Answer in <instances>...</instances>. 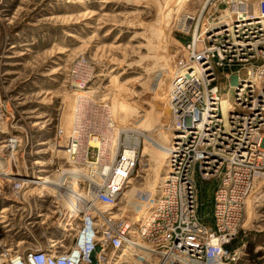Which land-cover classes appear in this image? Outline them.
I'll return each instance as SVG.
<instances>
[{"label": "rangeland", "instance_id": "374dc122", "mask_svg": "<svg viewBox=\"0 0 264 264\" xmlns=\"http://www.w3.org/2000/svg\"><path fill=\"white\" fill-rule=\"evenodd\" d=\"M260 12L264 15L262 3L255 0H0V251L26 254L51 242L62 250L71 246L83 216L81 211L74 229L62 230L75 208L68 195L72 187L86 194V202L77 203L81 210L89 203L95 219L115 214L117 227L138 222L157 196L169 139L200 116L204 98L214 100L217 94L232 112L252 116L236 90L264 71V45L233 56L226 38L208 40L202 28L210 32L236 22L237 14L239 19ZM199 59L210 76L187 93L196 105L182 112L171 81ZM83 65L88 70L78 78ZM78 96L87 110L84 132L96 128L103 137L117 135L124 142L126 160L118 173L126 181L111 204L90 198L108 174L100 161L93 164L97 144L85 143L89 149L80 159L68 152ZM260 103L252 143L264 154ZM95 165L100 169L94 172ZM257 172L245 197L243 239L237 245L246 254L239 264H264V156ZM38 177L50 183L33 184ZM195 179L197 217L210 228L218 179L202 180L197 172ZM14 182L24 183L15 200Z\"/></svg>", "mask_w": 264, "mask_h": 264}, {"label": "built area", "instance_id": "2783aa9c", "mask_svg": "<svg viewBox=\"0 0 264 264\" xmlns=\"http://www.w3.org/2000/svg\"><path fill=\"white\" fill-rule=\"evenodd\" d=\"M255 2L262 3V9H264V0H255ZM260 14L264 16L260 12L257 17ZM238 16L237 14L234 21L238 20ZM242 17L247 18L245 14H242ZM261 27L262 23L242 27H237L236 23L232 25L237 41L250 42L259 38L263 39L264 33L261 34L262 32L259 31ZM226 35L228 32L215 37L220 38ZM253 52L242 51L240 54H232L245 56ZM85 67L83 65L82 73L76 77H83L82 74L88 70ZM198 82L201 81L192 80L191 84L186 83V80L183 81L185 87L179 88L182 92L181 101L188 98L187 93L195 91V84ZM240 83L236 90L237 94L241 91L243 83L248 85L247 82ZM254 90L256 89L246 88L244 96L236 94L237 100H241L240 104L252 113L251 101L258 94L256 92V95H253ZM247 93H250V96H246ZM82 97L85 98L84 95ZM80 98L78 96V101ZM213 98L214 100L204 98V108L200 116L195 117L186 128L191 127L195 123L194 120L201 119L202 123L206 124L205 129L201 127L195 134L186 132L184 138L177 140L180 151L174 153L175 156L172 157V160H175L173 161L175 163H171L174 168H170V173L158 186L157 196L149 204L154 203L151 216L153 215L155 219H148V227L147 215L138 221L135 231L136 236L141 240V245L132 248L129 251L130 255H126L124 259H118L120 256L118 251L122 243L118 231L108 221L107 215L101 216L102 218L98 215L99 219H95L88 212L89 204L87 203L82 208L83 216L76 228L74 234L76 241L73 245L62 250L60 244L54 245L52 244L54 242H51L44 248L29 251L26 254L23 251L13 252L10 248H4L0 251V264H239L246 254L245 247H240V243L237 245L238 239H243L240 236V230L243 226L245 197L264 154L257 151L252 143L255 123L252 126H240L235 118L246 116L232 112V109L226 116L227 122L220 120L221 110L217 108L215 94ZM211 103H215L213 107L217 109L215 116L208 123L207 116L202 114L212 107ZM195 105L196 99L186 109L192 110ZM84 110L82 108L79 111L81 114L79 113L74 123V133L72 132L74 136L68 146L69 152L78 156L77 159L87 154L89 147L85 146V143L90 141L102 143L108 137H103L104 134L101 135L98 130H95L96 128L90 130L88 134L84 132V124L88 122ZM123 143L120 141L112 154L108 150L101 152L96 145V158L98 159L100 153V166L107 169L108 173L105 180L98 185L99 190L96 195L92 193L90 197L98 203L104 205L114 203L126 181H122L125 176L118 173L121 163L126 160V149L123 148ZM136 159L137 154L131 165V172ZM196 172L202 180L218 179L213 191V224L210 228L203 226L197 217ZM23 184V182L12 184L14 200L20 194ZM133 257H136L137 261H133Z\"/></svg>", "mask_w": 264, "mask_h": 264}, {"label": "bare ground", "instance_id": "6f19581e", "mask_svg": "<svg viewBox=\"0 0 264 264\" xmlns=\"http://www.w3.org/2000/svg\"><path fill=\"white\" fill-rule=\"evenodd\" d=\"M175 5H177V3ZM241 17H239V19L237 20L238 22L237 21L233 22V23L237 24V27H242L243 25H249L250 26L253 24H257V23H262V27L259 29V31L262 32L261 34L264 33V16H262V14H260L259 17H252V18H246V19H243ZM233 23H231V21H230L227 25H224V26L218 25L216 29H214L210 32H206L204 30V28H202V31L204 33L203 37H205L206 39L209 40L212 37L219 36V35L223 34L224 32H228V35L224 36V38H226L225 46L227 49L233 50L236 54H240L242 51L250 52L251 50H255L257 45H264V39H261V38L257 39L254 42L245 41V40L237 41V39L234 37L235 31L232 28ZM189 46H191V44ZM186 50H189V49H186ZM208 68L209 67L206 65V63L203 60H200L198 62L193 63L192 65L184 66V68H182L179 72H177V75L173 77V80L171 81V86H172L171 88L173 89L172 91L176 95L175 98L178 100L176 102L178 104V109L182 110V112H184V109H186L189 104H191L193 101H195L194 97L191 98V101H189L188 98L186 100H183V101L180 100V98L182 96L181 95L182 92L179 88L182 89L185 87V84H183V81L186 80V83H190V82H192V80H197V81L204 80L205 78L210 76V75H208L209 73L207 74ZM79 71H80V69H79ZM205 75H208V76H205ZM252 77L254 79V81H252V84L247 85L246 83H243L241 85L242 89L237 95L238 96H244L246 93V88L259 89L262 87V89H261L262 91H260V93L257 94V96L254 97L253 100L251 101V106L253 108L252 118H250V117L240 118L239 116H237L235 118L236 121H239V125L242 127L252 126L257 121L256 116H258V114H261V113H259V109H261V107H262L261 104H263L260 102L264 101V85H263L264 71H260V73L252 75ZM215 96L217 97V105H218L217 108L221 110V119L220 120L227 122L226 116H227L228 112L230 111V109H232L233 107L230 106L225 99L219 97L217 94H215ZM77 101H78V98H77ZM84 104L85 103H84L83 99H81V98L79 99L78 103L76 102L74 112H73L74 117L72 119V127H70V134H72L74 122L77 121L76 119H78L77 116H79V113L81 114V112H79V111L82 110ZM210 105L212 107H209L208 108L209 110L202 114V116H207L206 118H207L208 123L211 121V118H213L215 116V110L217 109L216 107H213V105H215V103H211ZM216 117H217V115H216ZM237 119H239V120H237ZM194 121H195V123L191 127H189L188 129H186V131H177L174 134V136L172 135L173 137H171L169 139L170 141L168 142V144H169L168 153H167V157H166L164 168H163L164 174L160 178V183H162V181L167 177L168 173H170V171H171L170 168H174L171 165V163H175V162H173L175 160H172V157L175 156L174 153H178L180 151V148L177 146L179 143L177 140L184 138L186 132L190 133V134H195L199 131V129L201 127L203 129H205L206 124H203L202 123L203 121H201V119H196ZM92 142L96 143L97 146L100 147L101 152H104V151H107L108 149H110V150L113 149L118 144L119 137L117 135H113L112 137H109V139L107 137V140L105 142H102V143L99 142L98 143V141H90V143H92ZM169 147H170V149H169ZM69 148L70 147H68V152L70 151ZM72 149H74V147H72ZM100 158H101V154L99 153V158L93 164H98L100 161ZM95 169L97 171L100 168L95 165L94 167H92V170L95 172ZM2 170L3 169H0V174L3 172ZM101 170L105 171V168H102ZM258 173L259 172L256 171L255 174L258 175ZM254 182H255V180H254ZM32 183L35 185H45L46 183H50V181L43 179L42 177H38V178L34 179ZM68 195L70 196V200H69L70 206L72 203L75 202V208L73 210V215L71 214V216L68 219H66L65 223L61 222L62 224H60V226L62 227V230L65 232L74 229L75 224L77 223V220L80 218V213L82 210H81V207L78 205L77 202L79 201L80 203H82V202H84V200L86 202V198H85L86 194L83 195L81 190L76 189V187H72V188L68 189ZM250 199H251V197L248 196L247 201ZM91 200H93V199H91ZM249 203H250V201H249ZM153 206H154V203L149 205L147 208L143 209L142 212H140V216L138 217L137 221H139L142 217H145L147 215V221H148L147 227H148V223H149L148 219H150V218L155 219L153 217V215L151 216V213L153 211ZM91 208H94L98 214L102 213V210H100L96 206L91 207ZM101 216H102V214H101ZM108 220L113 225V228H118V230H117L118 234L120 236V239H122V243L120 244L121 249H119V251H118V255H120L118 259H124V257L126 255L127 256L130 255L129 251L132 248H136L137 246L141 245V240L138 239V237L136 236L137 233L135 231V229H136L135 227H136L138 222H136V223L135 222H131V223L126 222V225L125 224H124L125 226L123 225L124 227H122V226L117 227V225L115 224V221L117 220V217L115 214H111L110 217L108 218ZM152 221L155 222V220H152ZM75 241H76V239H75ZM75 241H74V243H75ZM31 251H36V250H31ZM120 251H121V254H120ZM133 261H137V258L133 257Z\"/></svg>", "mask_w": 264, "mask_h": 264}]
</instances>
